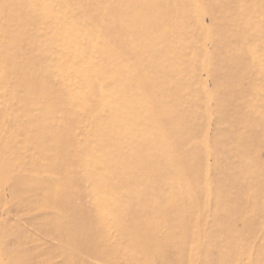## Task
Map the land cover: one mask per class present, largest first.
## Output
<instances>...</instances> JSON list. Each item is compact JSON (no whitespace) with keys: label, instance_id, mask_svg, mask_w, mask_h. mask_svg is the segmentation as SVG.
<instances>
[{"label":"rangeland","instance_id":"1","mask_svg":"<svg viewBox=\"0 0 264 264\" xmlns=\"http://www.w3.org/2000/svg\"><path fill=\"white\" fill-rule=\"evenodd\" d=\"M0 264H264V0H0Z\"/></svg>","mask_w":264,"mask_h":264}]
</instances>
